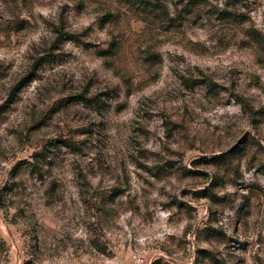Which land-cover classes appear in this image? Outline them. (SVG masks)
<instances>
[{
    "label": "rangeland",
    "instance_id": "374dc122",
    "mask_svg": "<svg viewBox=\"0 0 264 264\" xmlns=\"http://www.w3.org/2000/svg\"><path fill=\"white\" fill-rule=\"evenodd\" d=\"M0 264H264V0H0Z\"/></svg>",
    "mask_w": 264,
    "mask_h": 264
},
{
    "label": "trees",
    "instance_id": "16d2710c",
    "mask_svg": "<svg viewBox=\"0 0 264 264\" xmlns=\"http://www.w3.org/2000/svg\"><path fill=\"white\" fill-rule=\"evenodd\" d=\"M37 155V154H36ZM37 156H35V158H36ZM30 162V161H29ZM30 164L32 165V166H35V164H36V162L35 161H32V162H30Z\"/></svg>",
    "mask_w": 264,
    "mask_h": 264
}]
</instances>
